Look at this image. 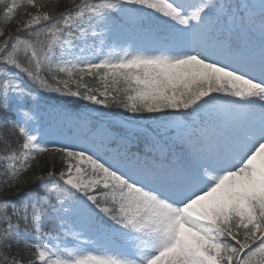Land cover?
Here are the masks:
<instances>
[{
	"label": "snow or ice",
	"instance_id": "obj_1",
	"mask_svg": "<svg viewBox=\"0 0 264 264\" xmlns=\"http://www.w3.org/2000/svg\"><path fill=\"white\" fill-rule=\"evenodd\" d=\"M0 144V264H264V0H0Z\"/></svg>",
	"mask_w": 264,
	"mask_h": 264
},
{
	"label": "trees",
	"instance_id": "obj_2",
	"mask_svg": "<svg viewBox=\"0 0 264 264\" xmlns=\"http://www.w3.org/2000/svg\"><path fill=\"white\" fill-rule=\"evenodd\" d=\"M3 147V145L2 144H0V148H2ZM42 161H43V158H42ZM55 234V233H54Z\"/></svg>",
	"mask_w": 264,
	"mask_h": 264
}]
</instances>
